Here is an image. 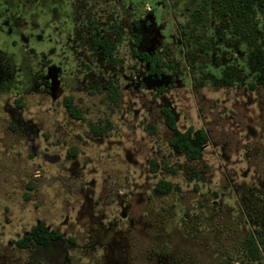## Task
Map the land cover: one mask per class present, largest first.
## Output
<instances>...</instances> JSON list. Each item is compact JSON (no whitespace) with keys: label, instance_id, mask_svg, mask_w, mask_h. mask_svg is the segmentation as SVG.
<instances>
[{"label":"rangeland","instance_id":"1","mask_svg":"<svg viewBox=\"0 0 264 264\" xmlns=\"http://www.w3.org/2000/svg\"><path fill=\"white\" fill-rule=\"evenodd\" d=\"M0 264H264V0H0Z\"/></svg>","mask_w":264,"mask_h":264},{"label":"trees","instance_id":"2","mask_svg":"<svg viewBox=\"0 0 264 264\" xmlns=\"http://www.w3.org/2000/svg\"><path fill=\"white\" fill-rule=\"evenodd\" d=\"M139 37L137 36V39ZM100 47H103V49H108L105 42L100 43ZM109 58H111L110 53H106ZM140 56L147 62L149 66V73L155 74L156 76L160 75V71L154 67L152 56L148 53H140ZM169 112V111H167ZM174 117L168 113V126L170 128H174ZM189 131H186L179 135L175 140L176 147L180 150L185 152L189 157L193 158L200 154V149L197 147H194L191 142L188 140ZM199 136L202 140V142H205V137L203 133L200 131ZM161 185L157 186V190L162 192ZM62 235L54 230L49 231L44 222L40 221L38 222L30 231L28 234L24 235L17 244L20 246H29V245H46L52 240H59L61 239Z\"/></svg>","mask_w":264,"mask_h":264}]
</instances>
